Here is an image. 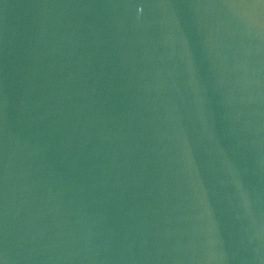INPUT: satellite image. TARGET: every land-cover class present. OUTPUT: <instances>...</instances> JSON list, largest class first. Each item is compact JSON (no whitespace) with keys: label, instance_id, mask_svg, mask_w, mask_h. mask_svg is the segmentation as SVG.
<instances>
[{"label":"water","instance_id":"1","mask_svg":"<svg viewBox=\"0 0 264 264\" xmlns=\"http://www.w3.org/2000/svg\"><path fill=\"white\" fill-rule=\"evenodd\" d=\"M0 264H264V0H0Z\"/></svg>","mask_w":264,"mask_h":264}]
</instances>
